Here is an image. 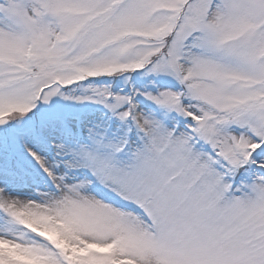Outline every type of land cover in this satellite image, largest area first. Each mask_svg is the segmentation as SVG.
I'll return each mask as SVG.
<instances>
[{
	"label": "snow or ice",
	"instance_id": "1",
	"mask_svg": "<svg viewBox=\"0 0 264 264\" xmlns=\"http://www.w3.org/2000/svg\"><path fill=\"white\" fill-rule=\"evenodd\" d=\"M0 264H264V0H0Z\"/></svg>",
	"mask_w": 264,
	"mask_h": 264
}]
</instances>
